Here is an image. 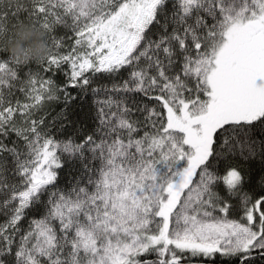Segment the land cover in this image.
Listing matches in <instances>:
<instances>
[{
    "label": "snow or ice",
    "instance_id": "1",
    "mask_svg": "<svg viewBox=\"0 0 264 264\" xmlns=\"http://www.w3.org/2000/svg\"><path fill=\"white\" fill-rule=\"evenodd\" d=\"M0 215V264H264V0H0Z\"/></svg>",
    "mask_w": 264,
    "mask_h": 264
},
{
    "label": "clouds",
    "instance_id": "2",
    "mask_svg": "<svg viewBox=\"0 0 264 264\" xmlns=\"http://www.w3.org/2000/svg\"><path fill=\"white\" fill-rule=\"evenodd\" d=\"M8 51L12 57L24 63L39 61L49 54L43 32L27 25L15 30Z\"/></svg>",
    "mask_w": 264,
    "mask_h": 264
},
{
    "label": "trees",
    "instance_id": "3",
    "mask_svg": "<svg viewBox=\"0 0 264 264\" xmlns=\"http://www.w3.org/2000/svg\"><path fill=\"white\" fill-rule=\"evenodd\" d=\"M6 22L8 23L9 26H11V24H12L14 21L12 20L11 17H9V19H8ZM54 34H55L57 37H62V36H64V34H65V30H64L63 28L58 27L57 30H56V32H55ZM65 40H66V39H65ZM66 43H67V42H65V45L67 46ZM31 68H32L33 71H38V66H37L36 64H34V63L31 65ZM58 78H59V79H63V73H59V74H58ZM100 98L103 99V96H101ZM56 111H59V106H58V105H55V106H54L53 114H55ZM71 180H72V176L66 174L64 177L61 178V187H64V186H65V183H66L67 181H71ZM3 222H4V218H3L2 215H0V223H3Z\"/></svg>",
    "mask_w": 264,
    "mask_h": 264
},
{
    "label": "rangeland",
    "instance_id": "4",
    "mask_svg": "<svg viewBox=\"0 0 264 264\" xmlns=\"http://www.w3.org/2000/svg\"><path fill=\"white\" fill-rule=\"evenodd\" d=\"M65 42H67L66 44L68 45L69 41H68L67 39L65 40ZM61 51H62V52H63V51H67V46H66L64 49H62Z\"/></svg>",
    "mask_w": 264,
    "mask_h": 264
}]
</instances>
